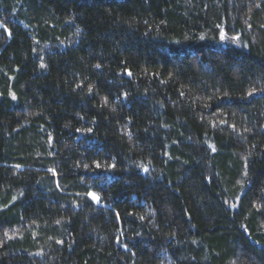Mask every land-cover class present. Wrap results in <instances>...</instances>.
Segmentation results:
<instances>
[{"label":"trees","instance_id":"trees-1","mask_svg":"<svg viewBox=\"0 0 264 264\" xmlns=\"http://www.w3.org/2000/svg\"><path fill=\"white\" fill-rule=\"evenodd\" d=\"M0 264H264V0H0Z\"/></svg>","mask_w":264,"mask_h":264},{"label":"snow or ice","instance_id":"snow-or-ice-1","mask_svg":"<svg viewBox=\"0 0 264 264\" xmlns=\"http://www.w3.org/2000/svg\"><path fill=\"white\" fill-rule=\"evenodd\" d=\"M97 67H99V65H97ZM130 74V73H129ZM91 195V194H90ZM93 199H97V197L93 196Z\"/></svg>","mask_w":264,"mask_h":264}]
</instances>
